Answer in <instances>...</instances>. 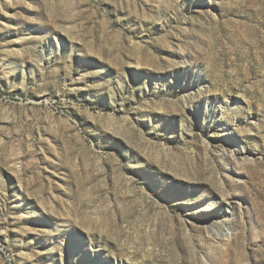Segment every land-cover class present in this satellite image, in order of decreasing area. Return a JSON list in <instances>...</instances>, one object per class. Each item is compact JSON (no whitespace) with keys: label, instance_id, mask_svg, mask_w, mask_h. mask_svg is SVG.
I'll return each instance as SVG.
<instances>
[{"label":"rangeland","instance_id":"obj_1","mask_svg":"<svg viewBox=\"0 0 264 264\" xmlns=\"http://www.w3.org/2000/svg\"><path fill=\"white\" fill-rule=\"evenodd\" d=\"M0 264H264V0H0Z\"/></svg>","mask_w":264,"mask_h":264}]
</instances>
